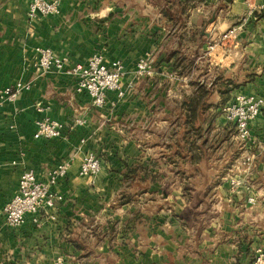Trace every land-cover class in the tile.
<instances>
[{
    "label": "crops",
    "instance_id": "0c3cea01",
    "mask_svg": "<svg viewBox=\"0 0 264 264\" xmlns=\"http://www.w3.org/2000/svg\"><path fill=\"white\" fill-rule=\"evenodd\" d=\"M29 1L0 0V88L31 84L0 106V264H251L264 251V105L241 148L221 108L239 92L264 97V0H60L59 14L32 19ZM229 28L235 37L210 50ZM37 47L68 64L93 53L119 60L124 96L107 91L94 107L74 76L36 67ZM143 56L151 76L134 73ZM44 117L64 124L61 136L33 137ZM208 124L216 162L203 144ZM88 152L100 160L92 176L79 173ZM69 158L52 186L62 199L37 224L26 214L6 226L20 174L46 179ZM133 160L134 192H145L131 204L118 187Z\"/></svg>",
    "mask_w": 264,
    "mask_h": 264
},
{
    "label": "built area",
    "instance_id": "2783aa9c",
    "mask_svg": "<svg viewBox=\"0 0 264 264\" xmlns=\"http://www.w3.org/2000/svg\"><path fill=\"white\" fill-rule=\"evenodd\" d=\"M60 0H30L27 8L29 19L39 16H51L60 13ZM261 7V6H260ZM235 29L229 28L219 38V42L209 45L212 50L217 44L234 38ZM36 67L42 70L65 71L75 79V90L85 92L94 107L98 108L106 102V92L112 91L117 98L124 96L126 88L122 84L123 64L113 60L106 64L101 53L91 54L85 62L68 64L67 58L57 55L49 47H37ZM153 65L148 57H140L136 62V76H151ZM31 87L29 82L16 81L0 88V106L5 102H14L23 90ZM264 105V97L256 94L236 93L222 108L228 122L233 124L235 137L240 141L250 138V123L260 114ZM84 120L77 118L74 124L81 125ZM33 137L54 138L62 135L64 124L49 117L36 119ZM73 162L69 158L52 168L46 179H40L31 169L24 170L18 179L17 192L3 207L4 223L8 227H18L24 222L26 214L36 215L42 210L55 206L62 196L53 191L54 186L62 179ZM100 170L99 158L91 152L86 153L80 163L79 173L84 176L96 174ZM253 202V198L248 199ZM33 219H35L33 217ZM251 264H264V251L257 249Z\"/></svg>",
    "mask_w": 264,
    "mask_h": 264
},
{
    "label": "rangeland",
    "instance_id": "374dc122",
    "mask_svg": "<svg viewBox=\"0 0 264 264\" xmlns=\"http://www.w3.org/2000/svg\"><path fill=\"white\" fill-rule=\"evenodd\" d=\"M243 17H241L240 22H242ZM237 23V22H236ZM195 128L194 126H188L187 129V134H188V138H190L195 133ZM173 131V130H171ZM230 131H234L233 135L235 137V129H233V127L230 129ZM204 134H205V140H204V145L211 150L210 151V155H209V160L211 162H216L220 156L217 155V152L214 151V148L218 147V140H219V135H217V133H213L212 131V124H208L205 129H204ZM192 138L190 141H188V145L187 148H192L193 144H192ZM235 139V138H234ZM235 144H233V147L236 148H241L242 146V141H239L238 139L234 140ZM155 144L158 146H162V142L160 139H155ZM214 151V153H213ZM216 152V153H215ZM213 153V155H212ZM157 163V161H155ZM172 162V161H171ZM142 166V165H141ZM128 168H132L134 169V160L130 163V166ZM139 170H142L143 168L139 166L138 168ZM92 176V175H90ZM137 177V176H136ZM137 179H139V177H137ZM118 193H119V198L121 199V201H129L131 204H134V196H138L140 195V193L145 192V190L142 191H136L134 192V172L130 175H128L127 177L124 176V179L122 180V184L120 187H118ZM134 211V210H133ZM35 219H32V222L37 224L39 222L37 216H34Z\"/></svg>",
    "mask_w": 264,
    "mask_h": 264
},
{
    "label": "trees",
    "instance_id": "16d2710c",
    "mask_svg": "<svg viewBox=\"0 0 264 264\" xmlns=\"http://www.w3.org/2000/svg\"><path fill=\"white\" fill-rule=\"evenodd\" d=\"M204 95L205 93L203 91H199L195 96L188 98V109L193 111L195 109V106H197V104L199 103V100H201ZM191 126H194V124L192 123ZM133 172L135 173V170L129 168L125 174V177L132 174Z\"/></svg>",
    "mask_w": 264,
    "mask_h": 264
}]
</instances>
